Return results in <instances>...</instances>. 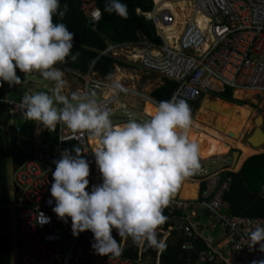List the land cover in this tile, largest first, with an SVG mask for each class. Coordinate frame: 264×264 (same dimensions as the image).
Instances as JSON below:
<instances>
[{
    "label": "built area",
    "instance_id": "1",
    "mask_svg": "<svg viewBox=\"0 0 264 264\" xmlns=\"http://www.w3.org/2000/svg\"><path fill=\"white\" fill-rule=\"evenodd\" d=\"M179 2L184 5L179 6ZM170 3L152 0L150 9H136L154 25L160 43L143 36L128 42L106 40L100 51V55L116 59L111 76L118 78L126 91L110 93L109 75L102 76L92 67L81 73L57 66L66 80L63 94L99 90L97 101L118 118L119 122L114 123H123L129 116L147 119L150 114L145 111V105L155 107L159 102L151 92L164 79L177 83L170 98L185 99L192 110V103L207 91L249 89L264 95V0H170ZM78 4L94 27L101 17L95 1L78 0ZM68 78L79 82L80 88H67ZM26 94L1 99L5 127L18 133L20 123L33 125L48 140L33 157L18 166L12 165L8 173L6 206L11 215L12 264H163L162 249L153 247L138 256L124 255L123 251L115 256L97 254L90 245V231L73 236L70 218L68 223L57 218L48 200L51 199V171L55 168L53 161L60 158L63 145L72 143L80 147L89 160V188L99 183L101 177L89 135L84 131L73 133L63 125H57L50 132L34 121H25L21 100ZM134 100L142 106L139 117L131 109ZM198 173L201 182L206 181L204 191L195 198L170 195L164 208L170 214L165 215L170 225L159 226L158 238L165 242L172 237L181 238L183 250L195 249V241L202 238L207 250L195 264H227V261L251 264L253 260H264V251L259 245L248 244L249 230L264 224V217L229 214L223 194L229 188L230 177L222 179L220 171L207 174L202 168ZM259 194L264 197V185ZM43 215L50 217V222L40 224ZM131 241L130 238L119 240L123 250L130 247Z\"/></svg>",
    "mask_w": 264,
    "mask_h": 264
},
{
    "label": "clouds",
    "instance_id": "2",
    "mask_svg": "<svg viewBox=\"0 0 264 264\" xmlns=\"http://www.w3.org/2000/svg\"><path fill=\"white\" fill-rule=\"evenodd\" d=\"M68 5L60 0H0V85L18 84L24 74L38 72L53 83L51 92L37 91L23 96L25 121L41 129L55 131L66 126L73 133L86 132L101 181L90 185V163L78 146L65 148L55 159L49 189L52 211L64 223L71 221L73 236L88 230L90 245L100 255H120L121 240L131 239L137 246L163 249L158 228L170 195L186 177L200 167V145L190 138L192 111L183 98L160 100L144 120L129 118L114 123L112 111L95 98L94 92L63 94L64 72L57 67L72 53L74 33L61 20ZM109 14L127 17L123 0H105ZM108 85L114 94L126 91L118 78ZM50 222L43 215L40 224ZM249 246L264 251V224L249 230ZM227 264H230L227 261ZM251 264H264L253 260Z\"/></svg>",
    "mask_w": 264,
    "mask_h": 264
},
{
    "label": "trees",
    "instance_id": "3",
    "mask_svg": "<svg viewBox=\"0 0 264 264\" xmlns=\"http://www.w3.org/2000/svg\"><path fill=\"white\" fill-rule=\"evenodd\" d=\"M94 1L101 12V17L93 27L79 9L78 0H60L61 8L64 4H67L68 10L62 20L58 16H54L53 20L54 22L65 23L67 28L75 34L71 52H78L79 55L75 61L69 58L65 63L57 66L81 73L87 72L92 67L102 76L110 75L116 59L107 55H100V51L105 47L106 40L128 42L136 41L143 36L150 41L161 42L160 37L155 33L154 25L136 12V9L142 11L150 9L152 0H123L127 4L126 18L105 12L103 10L105 0ZM164 1L167 5L171 4L170 0ZM178 4L181 7L184 5L183 2ZM5 84L6 82L0 85V264H12L9 253L11 215L10 209L6 206L8 202L7 165L11 161L13 166H18L28 158L33 157L41 149V144L47 143L48 136L42 133L41 130L34 128L33 125L20 123L18 133L11 132L5 127V110L1 100L5 97ZM176 86V82L164 79L163 83L153 89L151 94L158 101L168 100ZM215 95L219 98L204 96L206 101L203 104L201 103L202 106L196 115V119L200 121V124H192V129L200 130L197 139L200 145V156L203 158L210 157L214 149H217V153L221 154L224 143L234 144L241 152L236 165L232 168V170L237 171L224 170L221 172L222 179L227 176L231 179L229 188L223 194L225 209L229 214L264 217V197L259 194L261 186L264 185V151L256 153L259 152V149L241 148L238 143L241 133L237 141H234L232 138L233 132L228 131L231 119L234 118L233 112L229 110L231 107H229L230 102H228L232 100V89L225 88L215 93ZM220 101L225 103L221 105ZM192 104L193 110L199 107L197 101ZM243 106L249 108L245 103H243ZM218 112L221 114L220 118L217 115ZM250 112H247L245 123ZM219 119H221L220 126L224 123L223 131L219 129ZM62 147L63 150L65 148L71 149L73 145L72 143H66ZM205 187L206 182H201L200 193L203 192ZM163 214L170 215L167 210H163ZM168 225H170V221H165L161 226ZM114 237L118 241L120 240L116 234ZM181 242L182 239L176 237H172L165 242L166 246L160 254L163 264H195L199 255L207 250L202 238L195 241V249L192 250L181 249ZM142 247V249H139L131 241L130 247L125 248L123 254L130 256L144 255L149 247Z\"/></svg>",
    "mask_w": 264,
    "mask_h": 264
},
{
    "label": "rangeland",
    "instance_id": "4",
    "mask_svg": "<svg viewBox=\"0 0 264 264\" xmlns=\"http://www.w3.org/2000/svg\"><path fill=\"white\" fill-rule=\"evenodd\" d=\"M172 6L175 7V4L173 3ZM17 73H19L18 75L23 78V81L19 82L18 84H14L12 86H9L6 82L5 94H8V92H10L12 95L14 94V92H16L17 94L19 92H26L28 94L34 93L37 91H46L49 93L51 92V89L49 90L48 88H52L53 83L50 81L44 80L40 76V74H37L34 72L29 73V74H24V73L20 72L19 70H17ZM68 81H69L68 83L75 82L74 84L72 83L73 84L72 90H75V89L80 87L79 82H76L75 80H73L71 78H68ZM207 92L210 95L209 97L219 98L212 91H207ZM11 94H9V96L13 97ZM203 95L204 94H202L201 97L199 98V100H197L199 102V104H198L199 107L196 108L197 110L191 109V111H192V124L193 125H199L200 124V121H198L196 119L197 118L196 115L199 112L203 102L206 101V99ZM254 98L259 103H262L261 106L257 105L256 103L251 102L250 99L249 100L238 99L234 96V93L232 94V100L228 101V102H230L229 107H231V108H229V110L233 112V117H234L233 119H231V125L229 126L230 129H228V131L231 133L233 132L232 138L234 139V141H237L239 134L241 133V138H240L241 141L243 143H247L246 138L252 133V131L255 127V124H254L255 117L259 116V115L262 117L264 116V95L256 93L254 95ZM224 103H225L224 101H220L221 105ZM243 103L247 104L250 108H245L243 106ZM190 108H191V106H190ZM242 110H244V111H242ZM249 111L252 112V115L250 118V123H249L248 128H246L243 131V127H244L243 125L245 123V118L247 116V112H249ZM217 115L219 118L221 117L220 112H218ZM112 119H113V122H119L118 118L114 114H112ZM220 120L221 119L218 120L219 126L221 124ZM223 127H224V123L222 126L219 127L220 131H223ZM240 147L244 148L243 146H240ZM245 147L250 148V149H255V150L259 149V152H256V153H260V152L264 151V144L260 147H257V148H252V147H248V146H245ZM233 150H238L234 144L224 143L221 155L217 153L216 155H219V156L209 157V158L205 159L204 164H201V165L206 166V168H208L209 172H211L210 170H212L213 172L219 170L220 168L217 169L219 166H221V167L228 166V168L225 170H231L232 169L231 160H232V151ZM256 153H254V154H256ZM240 154H241V152H240ZM214 167L216 168L215 170H214ZM191 177L194 178V175L192 174V175L188 176V178H191Z\"/></svg>",
    "mask_w": 264,
    "mask_h": 264
},
{
    "label": "crops",
    "instance_id": "5",
    "mask_svg": "<svg viewBox=\"0 0 264 264\" xmlns=\"http://www.w3.org/2000/svg\"><path fill=\"white\" fill-rule=\"evenodd\" d=\"M34 73H37V74H39L38 72H34ZM19 73H17V75H18ZM73 84L75 83V82H72ZM72 83H69L68 85V87L67 88H73V84ZM80 88V87H79ZM20 93V92H19ZM18 93V94H19ZM234 93V96H235V92H232V94ZM9 94H11L10 92H8V94H5V97H11V96H9ZM18 94L16 93V92H14V94L12 95L14 98L15 97H17L18 96ZM206 95H208V96H210L209 95V93L207 92V93H205L203 96H206ZM236 97V96H235ZM128 102V101H127ZM129 103V102H128ZM131 103H133V105H132V110H133V112H134V114L137 116V117H139V116H141V114H140V110H141V108H142V106H141V104L138 102V101H136V100H134V101H131ZM197 103L199 104V102L197 101ZM192 108L194 109V107H193V104H192ZM198 108V107H197ZM145 111L148 113V114H150L151 113V108L147 111L146 110V107H145ZM199 135H200V130L199 129H192V127H191V134H190V138L191 139H194V140H196L197 141V139L199 138ZM213 152V153H212ZM211 152V155H210V157H212V156H219V155H216L217 154V149H214L213 151ZM221 155V154H220ZM207 158H209V157H205V158H203V157H201L200 156V164H204V161H205V159H207ZM232 161V160H231ZM242 164V163H241ZM236 165V164H235ZM12 166V163H11V161H9V163H8V165H7V177H8V173H9V171H10V167ZM232 167V166H231ZM241 167V166H240ZM239 167V168H240ZM200 168H202V169H204L206 172H207V174H212V173H214V172H217V171H220V172H222V171H224L225 169H227L228 168V166L226 167V166H224V167H221V166H219L217 169H219V170H217V171H212V170H210L211 172H209L208 171V168H206V166H204V165H201V167ZM232 168H234V166L232 167ZM238 168V169H239ZM216 168L214 167V170H215ZM231 171H237V170H231ZM194 178L193 177H191V178H188V177H186L185 178V180H190V181H192L193 183H194V185L197 187V193H196V196L197 195H199V194H201L200 193V183H201V176H200V173H198V171L197 172H195L194 174ZM196 178V179H195ZM202 182H204V181H202ZM206 182V181H205ZM204 191V190H203ZM188 198V197H187ZM219 239V238H218ZM222 238H220L219 240H221ZM150 250V249H149Z\"/></svg>",
    "mask_w": 264,
    "mask_h": 264
},
{
    "label": "bare ground",
    "instance_id": "6",
    "mask_svg": "<svg viewBox=\"0 0 264 264\" xmlns=\"http://www.w3.org/2000/svg\"><path fill=\"white\" fill-rule=\"evenodd\" d=\"M199 19V18H198ZM235 92V96L238 99H243V100H249L253 103H256L257 105L261 106L262 103H259L258 101H256V99L254 98V95L256 94V91L254 90H243V89H237L234 90ZM246 106H248L247 104H245ZM146 110L148 111L150 108L151 110H153L154 106H152L151 104L147 103L146 104ZM249 107V106H248ZM250 108V107H249ZM252 112L249 113L248 118L246 120V123L244 125L243 131L248 128L249 123H250V118H251ZM242 131V132H243ZM241 138V136H240ZM241 146L245 147H251L249 144L247 143H243L241 141V139H239L238 142ZM254 148V147H252ZM257 148V147H256ZM232 170V169H231ZM196 193H197V187L194 185V183L190 180H185L183 179L182 182L178 185L177 189L175 190V192H173L171 194V196H178V197H188V198H195L196 197Z\"/></svg>",
    "mask_w": 264,
    "mask_h": 264
},
{
    "label": "water",
    "instance_id": "7",
    "mask_svg": "<svg viewBox=\"0 0 264 264\" xmlns=\"http://www.w3.org/2000/svg\"><path fill=\"white\" fill-rule=\"evenodd\" d=\"M19 76V75H18ZM23 81V78L21 77V81ZM95 93V98L97 99L98 94H99V90H97ZM254 124L255 127L252 131V133L246 138V142L247 144H249L251 147H260L264 144V117L262 116H256L254 119ZM240 155V151L239 150H233L232 151V161H231V166H235L238 158Z\"/></svg>",
    "mask_w": 264,
    "mask_h": 264
}]
</instances>
